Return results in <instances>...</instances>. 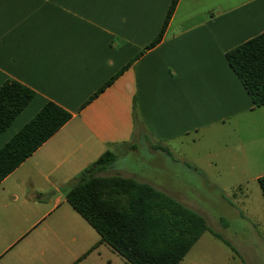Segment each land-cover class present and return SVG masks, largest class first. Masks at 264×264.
<instances>
[{"label":"crops","instance_id":"crops-1","mask_svg":"<svg viewBox=\"0 0 264 264\" xmlns=\"http://www.w3.org/2000/svg\"><path fill=\"white\" fill-rule=\"evenodd\" d=\"M170 2L0 0V86L14 80L35 93L0 134V148L47 102L71 114L0 183V264H126L99 243L65 193L106 151L115 155L113 163L127 156L140 162V143L148 154L144 170L158 171L162 157H172L198 176L213 177L201 182L218 194L213 206L221 212L212 229L184 196L196 184L175 180L168 193L113 163L97 172L147 183L205 220L209 232L179 264L206 233L242 264H248L244 253L261 250L257 235L240 250L222 231L229 217L241 218L239 193L264 176V105H253L225 58L264 32V0H179L163 38L145 51ZM207 248L212 257L224 253L214 243Z\"/></svg>","mask_w":264,"mask_h":264},{"label":"trees","instance_id":"trees-1","mask_svg":"<svg viewBox=\"0 0 264 264\" xmlns=\"http://www.w3.org/2000/svg\"><path fill=\"white\" fill-rule=\"evenodd\" d=\"M178 1L171 0L157 36L145 51L154 48L163 38ZM225 58L253 105L263 106L264 32L227 51ZM34 96L32 90L14 80H7L0 86V134ZM70 118V113L47 102L0 148V183ZM114 159L115 155L106 151L87 167L68 187L67 203L95 230L100 237L99 243L106 244L126 264H179L200 236L209 232L205 220L147 183L119 175L98 176V170L110 166ZM257 184L264 200V176L257 179ZM210 232L222 240L218 234Z\"/></svg>","mask_w":264,"mask_h":264},{"label":"rangeland","instance_id":"rangeland-1","mask_svg":"<svg viewBox=\"0 0 264 264\" xmlns=\"http://www.w3.org/2000/svg\"><path fill=\"white\" fill-rule=\"evenodd\" d=\"M176 146V149L181 151V144L177 143ZM138 149L137 155L140 162L136 163L135 157H118L113 163L112 168L115 170L124 169L129 173H137L141 178L161 186L168 193L176 190L175 186L177 185H173L175 180L192 183V185L196 184V189L187 190L184 196L187 199H191L199 206L200 211L204 212L208 226L212 229L216 228L213 219L217 216L216 213L221 212V209L219 206H213V200L218 194L209 187H204L205 185L201 183L202 180H204L207 184L208 181H212L213 177L203 178L198 176L188 169L189 166L187 163L182 165L172 157H162L163 160L159 161L160 163L157 164L158 171L144 170L141 164L145 160H148L147 149L142 143H140ZM246 189L247 191L244 189L243 192L245 196L243 197V193H239V197L235 202L237 203L241 218L229 217L228 228L222 231V235L228 238L231 243L240 250H243L251 241L256 240L253 237L257 235V239H260L259 243L261 244V250L254 253L250 252L249 254L244 253L243 255L248 264H264V200L255 180L249 181L246 185ZM230 193L231 192H229V195ZM225 194L227 195V193ZM242 235H245V237L247 235H252V240L249 241L242 237ZM208 242L216 244L224 253L217 251L214 257H212L211 252L208 251L207 248ZM190 261H196L198 264H242L240 257L224 247L208 233L203 235L199 243L186 257L185 263L187 264Z\"/></svg>","mask_w":264,"mask_h":264}]
</instances>
